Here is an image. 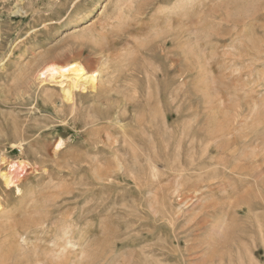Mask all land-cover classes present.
Masks as SVG:
<instances>
[{
	"label": "rangeland",
	"instance_id": "374dc122",
	"mask_svg": "<svg viewBox=\"0 0 264 264\" xmlns=\"http://www.w3.org/2000/svg\"><path fill=\"white\" fill-rule=\"evenodd\" d=\"M134 2L0 0V224L45 220L0 231V264H264V0ZM120 18L110 58L79 53ZM67 63L96 75L38 72Z\"/></svg>",
	"mask_w": 264,
	"mask_h": 264
},
{
	"label": "bare ground",
	"instance_id": "6f19581e",
	"mask_svg": "<svg viewBox=\"0 0 264 264\" xmlns=\"http://www.w3.org/2000/svg\"><path fill=\"white\" fill-rule=\"evenodd\" d=\"M135 2L134 3H137L136 5V8H134V10H138L140 12V9L142 6H150L154 3V1L156 0H134ZM133 3L132 4H129L128 5V9L127 11H131V9L133 8ZM126 7H124L125 9ZM208 10V9H207ZM123 11V10H122ZM145 12V11H144ZM120 13H122L120 11ZM129 14V13H128ZM137 13H135L136 15ZM140 14V13H138ZM137 14V15H138ZM123 15V13H122ZM170 16V15H169ZM122 17V16H121ZM126 19V18H125ZM130 19V18H129ZM165 21L167 19H164ZM170 20V19H169ZM163 22V21H162ZM173 24L175 23H178L176 20H173L172 21ZM116 24V23H115ZM173 24H171V26L169 25L168 27H172ZM124 21L123 19L121 20H118L117 21V26L115 27H112V34H114V36L109 37V36H105V34H103L104 36L102 35H99L97 36L95 39H89V38H82L81 40L78 41L77 43V46H78V49H79V53L83 54L84 52H87L88 55H95V56H100V57H105V58H110L111 56V53L114 52V46L116 45H121L122 43H125L126 40H128V36H131L133 35L132 33L134 31L130 30V29H126L124 28ZM176 25V24H175ZM116 28V30L114 31L113 29ZM130 28V27H129ZM167 28V26H160V28L158 30H156L155 32L151 33V34H148V36H145L146 38H151L152 42H149V44H146V43H137L134 44L136 45V54H138L136 56V58H141L142 60L144 61H148L149 59H152L155 57L154 53H155V49H158L160 51H162L163 55H165V48L164 46L166 44H168L167 42L169 41V39H173L175 38V33L174 31H170V32H167L165 31ZM178 32V31H177ZM135 34V33H134ZM107 35V34H106ZM134 36V35H133ZM178 36V35H177ZM132 39V38H131ZM132 41V40H131ZM141 41V40H140ZM146 41V39H145ZM174 43V42H173ZM126 44V43H125ZM191 49V48H190ZM192 50V49H191ZM134 51V50H133ZM71 56V55H70ZM79 56V55H78ZM115 56V55H114ZM163 57V56H162ZM114 58V57H113ZM134 58L133 60L128 58V55L127 56H118L116 55V59L115 60V64L113 65V68H115V71L118 72V74L120 73L121 74V68L124 67L123 69L127 72L124 74V77H120V80L121 78L125 81V82H128L130 80H133V78L135 77V75H137L138 72H142L143 74L146 75V78L147 80L150 79V77L152 76V72H151V69L150 67H147V66H144L142 67L140 70L136 67V65H134V61L135 59ZM161 58V57H160ZM169 59L172 61V66L175 68V59H170L167 55L166 57H164V59ZM70 60V59H69ZM101 60V59H100ZM114 61V59H113ZM157 61V60H156ZM126 62V63H125ZM110 63V62H109ZM68 64V63H67ZM74 70L77 72V75H80V77L82 75H86L87 77H85L84 79H93V77L96 75V71H93L92 73H89V72H86L85 69L80 66V65H77L75 63H72V64H68V65H55V64H50L48 66H45L44 68H41L38 72H40V75H46L48 76V73H53V72H58L59 74H61L62 76L67 74L69 75L68 73H70L71 71ZM39 76V75H38ZM139 76V75H138ZM80 77L78 79L76 78H70L71 81H69V85H68V89L64 90L65 93H64V98L67 100V102H70L72 105L74 104V101H75V98H76V88H77V81H79ZM63 78V77H62ZM40 79V78H39ZM66 79V78H65ZM68 79V78H67ZM83 79V80H84ZM119 79V78H118ZM122 81V80H121ZM118 82V81H116ZM120 82V81H119ZM63 91V92H64ZM118 94V93H117ZM132 94V93H131ZM132 97V96H131ZM137 97V96H136ZM127 97H125L126 99ZM132 99V98H130ZM134 99V98H133ZM132 99V100H133ZM131 100V101H132ZM131 105V104H130ZM122 109V108H121ZM142 118V117H141ZM144 119V118H143ZM142 119V120H143ZM145 121V120H144ZM140 122V121H139ZM123 128V127H122ZM121 130V129H120ZM145 130V129H144ZM122 133V132H121ZM131 133V132H130ZM147 133V132H146ZM129 135V134H128ZM127 135V136H128ZM130 138V137H129ZM113 139V138H112ZM59 144V143H58ZM2 161V160H1ZM30 165V164H29ZM27 167V166H26ZM29 169V168H27ZM26 173V172H25ZM2 178H4L3 175H1ZM3 181V185L1 186H6L7 188L3 189L2 191L5 192L6 190H8V192L10 191L9 188H14L18 191L19 187L18 185H15L14 183H11L8 178H4ZM1 189V188H0ZM6 216V215H5ZM5 218H7L9 222H6L5 224H0V231L3 233H6L8 232V234L10 233L11 235H14V230L15 231H19V232H26L28 231L32 226H37L39 223V221L37 220H23V221H15L13 218H11L10 216H6ZM40 219H43L42 217H40ZM42 221V220H41ZM43 222H45V220L43 219ZM43 222L41 224H43ZM40 224V225H41ZM9 234V235H10ZM35 235V234H34ZM28 245V244H27ZM38 245V244H37ZM37 245H35V247H37ZM13 247V246H12ZM12 247H9L8 248V251L3 254V256L8 257L10 256L14 251ZM16 247V246H15ZM27 247V246H26ZM44 253V252H43ZM45 255V254H43ZM47 255H45L46 257ZM20 257V256H19ZM44 257V258H45ZM9 258V257H8ZM7 259V258H6ZM22 259V258H21ZM47 259V258H46ZM45 259V263H49L48 261L49 260H46ZM24 260L26 263L28 264H32V262L34 261V259L32 258L31 256V253L30 254H25L24 256ZM35 261L39 264L41 262H43V258H41L40 256L35 259Z\"/></svg>",
	"mask_w": 264,
	"mask_h": 264
}]
</instances>
